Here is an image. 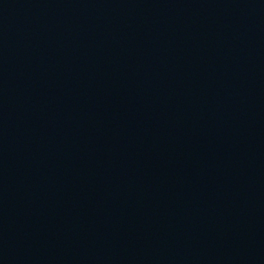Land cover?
Instances as JSON below:
<instances>
[{"label":"water","instance_id":"95a60500","mask_svg":"<svg viewBox=\"0 0 264 264\" xmlns=\"http://www.w3.org/2000/svg\"><path fill=\"white\" fill-rule=\"evenodd\" d=\"M0 264H264V0H0Z\"/></svg>","mask_w":264,"mask_h":264}]
</instances>
